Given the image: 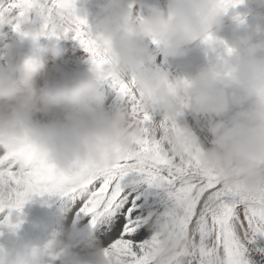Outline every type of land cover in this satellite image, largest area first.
Returning <instances> with one entry per match:
<instances>
[{
  "label": "clouds",
  "instance_id": "obj_1",
  "mask_svg": "<svg viewBox=\"0 0 264 264\" xmlns=\"http://www.w3.org/2000/svg\"><path fill=\"white\" fill-rule=\"evenodd\" d=\"M222 2L168 0L166 11L148 6L140 14L123 0H106L91 31L109 61L105 70L122 82L131 74L128 82L141 109L159 115L153 131L171 154L180 158L195 150L201 170L214 175L221 187L254 200L264 195V39L248 44L243 54L234 55L235 48L228 47L230 54L190 78L173 79L159 68L144 67L152 46L163 57L178 59L190 47L206 44L233 8L225 11ZM14 23L10 12L0 15V28L14 30ZM67 23L61 15L57 30ZM29 25L15 32L37 52L47 51ZM87 63V70L68 74L56 59L45 68L18 44L0 49V153L87 178L135 150L141 129L131 109L105 106L101 79ZM180 113L191 117L196 128L205 117L215 119L207 126V146L188 128L160 127L161 120L176 121ZM57 235L44 245L51 264H109L103 249L87 256L77 251L75 231L63 242ZM177 250L178 242L165 240V258Z\"/></svg>",
  "mask_w": 264,
  "mask_h": 264
},
{
  "label": "snow or ice",
  "instance_id": "obj_2",
  "mask_svg": "<svg viewBox=\"0 0 264 264\" xmlns=\"http://www.w3.org/2000/svg\"><path fill=\"white\" fill-rule=\"evenodd\" d=\"M242 0H223L227 11ZM17 10L14 31L38 19L40 32L71 37L88 55L100 79L106 54L77 15L76 0H0V15ZM63 15L69 23L57 30ZM206 44L215 43L207 37ZM230 54L231 49H227ZM121 97L131 105V115L141 129L136 148L122 155L110 168L87 178L58 173L51 165L24 162L0 153V213L9 215L0 228L15 230L10 216L20 212L37 196L72 195L79 213L98 223L109 242L105 250L109 264H264V195L247 200L239 192L221 187L214 175L201 170L195 150L177 158L153 131L154 115L139 105L132 83L113 80ZM179 115V114H177ZM165 131L176 121L161 120ZM162 190L165 210L157 215L148 190ZM165 240L178 242V250L163 256Z\"/></svg>",
  "mask_w": 264,
  "mask_h": 264
},
{
  "label": "rangeland",
  "instance_id": "obj_3",
  "mask_svg": "<svg viewBox=\"0 0 264 264\" xmlns=\"http://www.w3.org/2000/svg\"><path fill=\"white\" fill-rule=\"evenodd\" d=\"M3 2L7 4V0H3ZM105 2L106 0H76L77 15L87 20V27L93 36H95V33L91 31L92 21ZM123 2L125 6H132L134 11L143 14L148 6H157L161 10L166 11L168 0H123ZM11 12L12 14L10 13V16H16L18 14L17 10ZM29 26L37 33V43L39 45L43 44L40 46L45 47L47 51L37 52L36 54V50H34L35 48L32 44L27 40H22L18 34L15 36L14 33L16 32L9 26L0 28V42L3 41L0 45L5 47L7 43L5 41H8V43H13V41L14 43H18L21 40L24 43L22 44V48L25 53L30 56L33 55V58L36 56L34 59L37 58V60L41 61L45 68L50 67L54 59L59 63L68 60L71 64L76 63L78 61L77 59H79L82 62H77L80 63L78 64L77 71L87 70L89 67L87 63L88 55L80 43L73 39L71 35L63 37L59 34L51 35L47 31L41 34V24L38 19H33V22ZM259 39H264V0H242L236 7L230 8L228 13L223 17L221 28L213 35L215 43L212 45L200 44L199 46L190 47L186 55L178 59L165 58L155 46H152L144 67L153 70L159 68L166 71L170 78L173 79L190 78L202 67L212 66L220 58L226 57L228 47L235 48L234 55L237 53L243 54L248 44L255 43ZM32 47L34 49H31ZM79 49L83 52L81 53ZM163 65L168 69L165 70ZM127 78L124 80L125 83L132 79V75L129 74ZM113 80L114 78L112 77L101 79L100 90L102 93L118 91V88L113 86ZM116 95H120L119 92ZM105 105L111 106V104ZM124 108L131 109L128 98H126ZM153 115L155 120L160 119L158 114ZM176 123L182 128L191 130L207 146V142L210 140V136L207 133V126L215 123V119L205 117L200 128H196L191 117L185 113H180L176 117ZM146 198L153 202L152 210L157 215L163 213L166 197L162 190H148ZM74 199L71 194L67 196H37L26 203L20 212L13 210L10 216L11 222L13 224H19V227L15 230L0 228V264H51L48 255L44 252V245L52 239L54 233L58 234L56 237L57 242L65 241L67 234L73 231L77 234V240H81V238L86 239V236L90 238L92 236L91 234L97 230V226H100V224L98 223L96 226H93L90 217L80 214L78 207L75 208L73 204ZM64 207L65 210L63 211ZM8 215V211L0 213V222ZM63 215L64 217L61 222L64 223L63 225L60 223L61 225L56 230V218ZM100 229L102 232L99 235L105 237L101 226ZM80 240H78L79 247L77 250L79 249L78 251L82 255L87 256L88 254L80 250V243H82ZM91 242L92 248L95 249L96 247L97 249L98 245L95 244V241L93 242L91 240ZM104 246L109 247L107 238Z\"/></svg>",
  "mask_w": 264,
  "mask_h": 264
},
{
  "label": "bare ground",
  "instance_id": "obj_4",
  "mask_svg": "<svg viewBox=\"0 0 264 264\" xmlns=\"http://www.w3.org/2000/svg\"><path fill=\"white\" fill-rule=\"evenodd\" d=\"M11 14H12V12H10ZM15 13V12H14ZM2 31V30H1ZM15 34V36H16V34L17 33H14ZM10 35V34H9ZM46 35V34H45ZM3 36V35H2ZM18 36V35H17ZM17 38H19V37H17ZM15 39V38H14ZM19 40V39H18ZM47 40V39H46ZM51 40V39H50ZM3 42V41H2ZM2 42H0V44L2 43ZM5 42H7L6 43V45L7 44H10V42L8 43V41H5ZM42 43H44L43 41H41ZM46 42V41H45ZM13 43H14V41H13ZM40 43V42H39ZM48 43V42H47ZM59 43V42H58ZM15 44H18V45H20L21 47H22V44H24V43H22V41L20 40L18 43H15ZM48 44H51V43H48ZM67 44V43H66ZM41 45V44H40ZM43 45V44H42ZM41 45V46H42ZM44 45H46V44H44ZM52 45V44H51ZM65 45V44H64ZM33 46V45H32ZM49 46V45H48ZM53 46V45H52ZM62 47V46H61ZM3 47L0 45V49H2ZM45 48V47H44ZM31 49H34L33 47L31 48ZM46 49V48H45ZM51 49V48H50ZM35 50V49H34ZM53 51V50H52ZM51 51V52H52ZM79 51H81L80 49H79ZM83 51H81V53H82ZM34 53V52H33ZM40 53V52H39ZM75 53H77V52H75ZM36 54H37V51H36ZM41 55H43V54H41ZM54 55H56V54H54ZM60 55V54H59ZM69 55V54H68ZM33 56V55H32ZM34 56H35V54H34ZM38 56V55H37ZM40 56V55H39ZM52 56V55H51ZM84 56V55H83ZM36 57V56H35ZM34 57V58H35ZM59 57V56H58ZM57 57V58H58ZM60 58V57H59ZM37 59V58H36ZM40 59V58H39ZM54 59V58H53ZM86 59V58H85ZM78 61H76V63H74V64H71V62H68V60L67 61H63V63H61L62 64V66L64 67V69H65V71L68 73V74H75V73H77V72H80V71H77V67H78V64H80V63H77V62H82V61H80L79 59H77ZM68 62V63H67ZM153 62V61H152ZM48 65V64H47ZM71 65H73L72 67H71ZM163 67H165L164 65H163ZM80 69H82V68H80ZM168 68L167 67H165V70H167ZM82 71V70H81ZM84 71V70H83ZM128 79V78H127ZM126 80V79H125ZM112 81V80H111ZM126 83H127V81H126ZM111 84V83H110ZM104 85H106V84H104ZM103 85V86H104ZM108 86V85H107ZM106 87V86H105ZM110 87H111V85H110ZM116 93H118V91H108V93H106V92H104V93H102L103 94V97H104V102H105V104H111V106H107V105H105L106 107H108V108H110V109H113V110H115V109H117V108H124V106H125V104H126V97H121L120 95H116ZM116 95V96H115ZM121 99V100H120ZM209 136V135H208ZM73 204H74V206H75V208H77V202H76V199H74L73 200ZM65 210V207L63 208V211ZM64 217V215L63 216H60L59 218H56L57 220V222H56V226H55V228H56V230L58 229V227L61 225L60 223H62L61 221H62V218ZM81 219V218H80ZM64 223V222H63ZM63 223H62V225H63ZM102 232V230L100 229V226L98 225L97 226V230L96 231H94L91 235V237L90 238H87V236H86V239H82L81 238V240L80 239H78V240H80L82 243H80L81 244V246H80V250H82V252L83 253H85V254H89V252L91 251V248H92V245H91V240L94 242L95 241V244H97L98 245V248L99 249H103V250H105L108 246H104V243H105V240H106V237H104L103 235H99L100 233ZM97 236H96V235ZM86 235V234H85ZM92 237H95V238H92ZM79 238V237H78ZM85 238V237H84ZM39 244H40V242H39ZM38 244V245H39ZM100 244H101V246H100ZM37 245V244H36ZM41 245H42V243H41ZM104 246V247H103ZM95 249H96V247H95ZM79 250V249H78ZM77 250V251H78ZM92 250H94L93 248H92ZM1 259V258H0Z\"/></svg>",
  "mask_w": 264,
  "mask_h": 264
}]
</instances>
